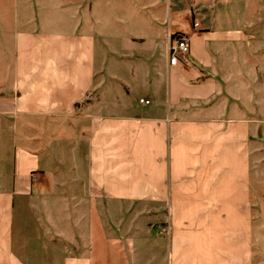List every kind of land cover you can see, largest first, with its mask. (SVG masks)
I'll use <instances>...</instances> for the list:
<instances>
[{"label": "crops", "instance_id": "1", "mask_svg": "<svg viewBox=\"0 0 264 264\" xmlns=\"http://www.w3.org/2000/svg\"><path fill=\"white\" fill-rule=\"evenodd\" d=\"M162 1L82 0L71 30L38 24L16 32L12 68L5 66L11 84L0 92V264H94L93 219L101 215L110 264L255 263L251 181L260 127L218 62L249 36L220 30L209 5ZM119 7L122 21L143 20L150 30L118 43L149 46L138 70L146 86L155 75L153 97L139 98L155 104L149 110L94 100L100 76L132 92L128 74L105 71L98 60L118 42L101 45V17L119 15ZM187 8L202 16L198 29L174 27ZM168 22L173 39L190 38V57L175 67L166 55ZM69 197L84 205L70 206ZM152 241L167 251L137 248L133 259L127 252Z\"/></svg>", "mask_w": 264, "mask_h": 264}, {"label": "rangeland", "instance_id": "2", "mask_svg": "<svg viewBox=\"0 0 264 264\" xmlns=\"http://www.w3.org/2000/svg\"><path fill=\"white\" fill-rule=\"evenodd\" d=\"M82 0H0V92L11 84V71L5 75L8 67L12 68L14 56V39L16 32L24 33L34 30L38 24L42 30L64 32L68 26L70 30L75 25V6ZM182 6L187 7L189 4H206L219 21L220 30L236 29L242 30L249 39L245 44H235L227 47L223 55L218 56V62L221 67H224L227 77L230 79L227 83V88L239 96V105L248 111L250 116L258 120L260 133L258 140L254 141V172L252 176L253 197V219H254V237H255V263L264 264V0H181ZM186 1V2H185ZM170 0H163L162 6H165ZM172 2V0H171ZM182 6L180 8H182ZM122 11L119 15L111 13L109 16L101 17L99 33L104 39L101 40V45L106 46L105 42H117L112 47L114 53L99 52L98 60L100 67H105V71L111 72L116 70L121 74H128L126 82L131 89V95L126 96V88L123 85L116 84L114 89L121 92L116 94L113 87L110 86L107 76H100L101 83L100 91L94 94V100L100 104H110L114 102L117 111H123L126 105L142 108L139 103L140 96L153 97L150 89L155 86L152 81L153 76L150 72L151 80L149 85H145V81L141 79L138 70L143 63L148 64L150 54H148V45L137 44L129 46L127 44H118L119 38L125 39L126 35H141L150 33L147 30L146 23L143 20L132 22L122 21L124 16V7H119ZM211 8V9H210ZM214 8V9H212ZM214 10V11H213ZM181 18L175 19L173 25L175 28L184 26L185 24L194 26L201 21V15L192 12L191 8H187V12H181ZM185 15V17H183ZM106 17V18H105ZM167 22V21H166ZM166 55L168 58V46L173 40V30L169 28V22L166 23ZM172 26V23H170ZM68 28V29H69ZM69 31V30H68ZM253 36H257L253 40ZM137 39V37L132 36ZM130 44V43H129ZM111 49V50H112ZM255 53V54H254ZM10 63V64H9ZM7 64V68L5 67ZM10 70V69H9ZM131 71L133 74L131 75ZM11 72V74H10ZM153 76V77H152ZM164 78H167L166 72ZM224 88V86H223ZM126 89V90H125ZM112 92L110 93V91ZM107 97H110L107 99ZM127 100V101H125ZM112 105V106H113ZM145 106L147 109L154 107ZM167 110V106H165ZM111 111V108L104 109L105 113ZM247 116V115H245ZM251 119V118H250ZM66 171L65 167H62ZM70 173V172H69ZM49 201V199H48ZM47 201V202H48ZM51 202L53 200H50ZM69 205L75 207V204L80 206L83 203L76 202L75 198H68ZM53 203V202H52ZM72 203V204H70ZM59 205V202H58ZM72 210V208H71ZM53 212V222L60 224L57 218L59 214ZM74 213L69 214V229L70 236L75 238L76 228L73 224L75 219ZM99 219V218H98ZM94 216V223L97 229L94 230V242L96 245L93 249V255L96 257L94 264H110L112 259L109 251V246L106 239V230L103 224L102 215L100 219ZM101 223V225H100ZM97 224V225H96ZM103 224V225H102ZM165 235L169 234V223L166 225ZM143 252L158 253L164 252L168 247L166 245L160 247L155 241L144 244L143 242L137 246L129 245L127 252L132 254V259L136 255L138 249ZM165 250H163V249ZM167 251V250H166ZM133 261V263H132ZM131 264H143V260L139 263L138 260H132ZM121 264H124L121 262ZM160 264V261H159ZM166 264V263H165Z\"/></svg>", "mask_w": 264, "mask_h": 264}, {"label": "built area", "instance_id": "3", "mask_svg": "<svg viewBox=\"0 0 264 264\" xmlns=\"http://www.w3.org/2000/svg\"><path fill=\"white\" fill-rule=\"evenodd\" d=\"M199 24L195 25V29L199 28ZM191 55L190 38L187 36H179L173 39L168 46V63L170 67H175L179 62H186ZM140 104L148 106L151 101L140 99Z\"/></svg>", "mask_w": 264, "mask_h": 264}]
</instances>
